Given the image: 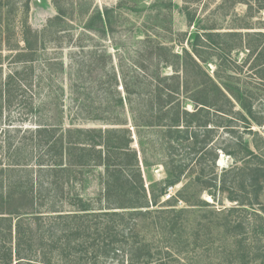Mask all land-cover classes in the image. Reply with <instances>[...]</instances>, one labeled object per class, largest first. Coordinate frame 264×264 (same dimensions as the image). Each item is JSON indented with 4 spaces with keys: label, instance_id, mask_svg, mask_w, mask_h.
<instances>
[{
    "label": "trees",
    "instance_id": "1",
    "mask_svg": "<svg viewBox=\"0 0 264 264\" xmlns=\"http://www.w3.org/2000/svg\"><path fill=\"white\" fill-rule=\"evenodd\" d=\"M131 1L133 3L127 10L141 11L137 1ZM234 2L246 3L249 12L252 10L247 0ZM121 4L122 0H119L110 9L97 10L94 17L101 25L87 28L98 36L103 35L106 32L104 26L110 24L112 10L122 8ZM153 4L165 8L175 6L172 0H155ZM55 7L58 13L47 20L42 30L25 25L23 47L13 48L16 50L14 61L21 67L6 76L4 86L14 79L26 86L34 63L38 61L39 37L43 36L40 41L43 44L45 36H55L58 30H65L63 25H59L63 18L56 2ZM258 8L264 9V4ZM185 13L188 24L195 23L194 14L188 10ZM159 16L158 12L157 27L153 33L137 29V33L144 36L136 39V51L128 55L126 73L120 68L124 95H120L116 88L119 80L113 65L111 69L105 67L107 63L112 64L111 53L91 46L87 51L89 60L76 69V77L81 83L88 82L99 87L105 85L103 89L112 95L113 101L111 104L108 97L105 106L107 112L115 115L114 118L85 111L87 120L98 121L100 126H75L70 122L68 127H64L61 119L56 122L38 119L36 127L24 130L45 140L43 146L48 159L39 158L35 163L37 172L44 173V179H39L37 185H34L31 176L33 168L20 159L17 148L9 153L8 144L6 149L12 159L5 163L0 159V233L7 232L11 239L15 226V239L13 245L3 243L8 246L0 250L3 264H12L14 260L15 264H57L51 257L55 245L61 246L59 256H63V260L59 264H99L101 259L100 264H175L177 256L174 252H179L176 245L179 246L184 232V229H179L180 225L184 226L179 220L194 207L189 204V208H176L179 191L173 199L159 203L167 186L188 178L190 184L195 182L199 190L206 191L213 200L216 192L223 188L216 180L218 147L212 143V131L219 126L231 130L232 121H239L250 132V124L254 121L261 125L263 118L256 116L253 93L246 83L236 77V68L229 65V55L233 51H246L243 63L251 60L253 63L250 66L256 67L257 74L264 79V30H254L248 22L233 23L222 31L212 25L196 27L192 31L175 33L170 40L172 43L168 44L164 36L171 31V27L165 25ZM175 43L180 44L179 49L174 48ZM113 48L119 58L117 47ZM210 64L214 65L213 74L209 73ZM42 67L48 83L53 85L52 79L65 71L66 63L59 56L46 57ZM60 89L63 93L64 88ZM8 94L5 87L0 88V123ZM187 105L192 109H188ZM234 105L238 109L234 110ZM123 107L130 115L131 128L124 126L125 119L119 121V111ZM213 116L219 121H215ZM8 128L20 131L22 127L12 125L7 127V131ZM145 134H150L152 138H144ZM134 140L136 146H133ZM156 144L163 152L164 159L160 164L164 178L160 181L146 180L145 185L141 167L152 165L146 151L155 149ZM254 146L258 147L257 144ZM219 149L232 156L234 169L241 173V187L251 186L258 201L264 188V163H245L244 159L253 155L246 141L237 140L233 146ZM181 153L199 154L197 160L201 163L198 171L187 170V157L184 156L182 162L176 158ZM240 160L245 163L242 167L236 166ZM94 172L100 189L94 197H89L84 188ZM75 182H78L80 190L63 200L65 184ZM228 198L239 200L235 195ZM209 204L200 199L198 207ZM261 209L264 214V207ZM27 216L39 225L38 228L44 229L39 222L44 216L49 222L46 229L50 240L49 253L42 254L37 262L27 251L32 241L28 239L27 243L19 221L13 222V218L19 220ZM145 226L151 229L155 238L160 239L156 241L148 236L143 229ZM85 244L89 248L83 247ZM86 254L97 261H90ZM248 254L241 252L236 256L240 262L247 264L251 260ZM70 260L73 262L69 263Z\"/></svg>",
    "mask_w": 264,
    "mask_h": 264
},
{
    "label": "rangeland",
    "instance_id": "2",
    "mask_svg": "<svg viewBox=\"0 0 264 264\" xmlns=\"http://www.w3.org/2000/svg\"><path fill=\"white\" fill-rule=\"evenodd\" d=\"M118 1L0 0V88L5 87L9 91L8 100L6 96L1 111L0 159L2 163L12 159V156H8L6 149L8 144L10 146L9 153L15 151V148L20 150V159H24L31 165L28 167L33 168L31 176L34 185H37L39 179H44V173L37 172L36 161L39 158L43 160L48 158L43 146L45 140L34 137L28 131H24L25 129L36 127L35 121L38 119L49 122H56L61 119L64 127H68L70 122L75 126H100L98 121L87 120L84 116L85 111L115 117L114 114L107 112L105 106L108 97L109 102L113 103L112 95L103 89L105 85L99 87L88 82L81 83L76 77L75 73L79 65L89 60L87 51L91 46L113 55L112 64L107 63L105 67L111 69V65H113L119 80L116 88L120 95H124L119 77L120 68L122 67L126 73L129 63L128 55L135 53L136 39L144 36L141 33L138 34L137 29H147L153 33L157 27L155 24H157L156 14L158 12L160 13L159 18L164 24L171 27V31L164 36L168 44L172 43L170 40L175 33L192 31L196 27L205 28L212 25L222 31L227 30V27L233 23L237 25L240 24L239 22H248L252 24L254 30H264V9L258 8L259 5L264 4V0H247V3L252 6L250 12L246 3H238L234 0H190L189 2L172 0L175 5L172 8H165L160 4L156 6L153 4L155 0H136L141 11L129 12L127 9L133 1L122 0V8L112 10L110 24H106L103 28L106 32L100 36L93 33L90 27L101 25L97 17H94V13L96 14L97 10L105 7L110 9ZM55 2L63 18L59 25H63L65 30H58L55 36H45L43 44L40 42L43 36L39 37L36 52L38 61L34 63V69L31 76L28 77L29 81L26 86L17 82L16 79L4 86L6 76L21 67V64L14 61L13 55L16 50L13 48L23 47L22 38L25 25L32 29L42 30L47 20L58 13ZM186 10L194 14L195 23L188 24ZM54 28L56 29V27ZM240 31L246 30L241 29ZM80 47H84L85 50H81ZM113 47H117L119 58H117ZM179 47L180 44H174V48L179 49ZM58 56L65 61L66 69L62 74L56 75L51 82L53 85H50L42 62L46 57ZM246 57V51H233L229 55V65L236 68L234 71L236 77L241 82L246 83L252 91L256 116L263 117L261 125H257L253 121L250 124L251 131L247 132L242 122L232 121L231 128L233 129L219 126L212 131V143L218 147L216 180L220 186H223L216 192L214 200L206 191H200L195 182L190 184L188 178L177 183V192L179 191L180 194L177 196L176 208H189L191 207L189 204H192L194 209L179 220L181 224L184 223V226H179V229H184V232L179 246L176 245L179 247V252H174L177 256L175 264H245L240 262L236 256L241 252L249 253L248 256L251 257V260L247 264H264V214L261 209L264 207V188L260 192L258 201H256L251 186L241 187V173L234 169L235 164L232 156L219 149V147H228L229 145L231 147L236 144L237 140L242 141V143L246 141L253 151V155L246 157L245 163L247 164V161L264 163V79L259 77L255 70L256 67L250 66L253 63L251 60L243 63ZM83 69L86 70L85 67ZM213 70L214 65L210 64L209 73L213 74ZM61 87L64 88L63 93ZM187 108L192 109L190 105H187ZM233 109H238V106L234 105ZM119 112V121L125 119L126 124L124 126L131 128L130 115L125 107ZM213 119L219 121L216 116H213ZM11 124L14 127L21 126L22 128L20 131L8 128L9 131H7V127H11ZM254 131H256L255 134H253ZM56 133V135L59 134L58 131ZM147 136L152 138L150 134H145L143 137L146 138ZM255 144L259 148L254 146ZM133 146H136L135 140ZM146 156L152 165L148 168L141 167L145 185L146 180L160 181L164 178L163 167L160 164L161 160L164 159L163 152L158 145L156 144L153 150L148 149ZM184 156L187 157L185 161L188 160L187 170L198 171L201 163L199 159L197 160L199 154L192 156V154L181 153L176 158L182 162ZM244 161L240 160L236 166H244ZM89 177H91V181L84 188V191L87 196L94 197L100 189V184L96 179L95 172ZM79 190L78 182L70 185L65 184L62 199H67L72 192ZM229 195H235L239 200H230ZM171 199L173 197L169 200ZM183 199H187L188 202ZM200 199L208 201L210 204L198 207ZM159 203H163L161 198ZM17 219L13 218V222L19 221L21 230L24 231L22 236L27 239V243L32 241L29 246L30 250L27 251L33 261L37 262L41 259L42 254L49 253L47 249L50 248V240L46 230L49 227V222L45 216L40 219L39 222L44 228L42 229L41 227L38 228L39 225L29 216ZM143 229L148 236L156 237L150 232L151 229L148 226L143 227ZM14 239L15 226L11 231V239L7 232L0 233V250L8 247L3 245L4 242L13 245ZM156 239L159 240L160 238L157 237ZM76 244H74L75 247ZM59 246H54L55 249L52 251L54 253L51 256L57 264L63 260V256H61L62 258L59 256V248L61 247ZM11 247L13 248V246ZM24 247L25 249L29 248L28 246ZM83 247L89 248L88 244ZM86 255L89 258L90 255ZM1 257L2 254H0ZM89 260L97 261L90 258ZM99 261L100 264L103 260ZM15 262V260L12 261V264ZM72 262L73 260H70L69 263ZM86 263L90 264L91 262ZM0 264H3L1 260ZM22 264H26V262H22Z\"/></svg>",
    "mask_w": 264,
    "mask_h": 264
},
{
    "label": "built area",
    "instance_id": "3",
    "mask_svg": "<svg viewBox=\"0 0 264 264\" xmlns=\"http://www.w3.org/2000/svg\"><path fill=\"white\" fill-rule=\"evenodd\" d=\"M176 192H177V184L169 185V186H167L164 194L161 196V199L163 201L169 200L170 198L176 196Z\"/></svg>",
    "mask_w": 264,
    "mask_h": 264
}]
</instances>
